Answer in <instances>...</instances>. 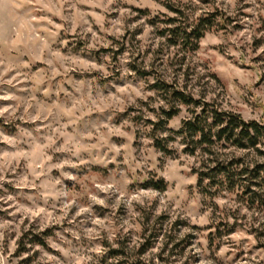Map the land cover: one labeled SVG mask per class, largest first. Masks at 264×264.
Returning a JSON list of instances; mask_svg holds the SVG:
<instances>
[{
  "label": "clouds",
  "instance_id": "9594fccd",
  "mask_svg": "<svg viewBox=\"0 0 264 264\" xmlns=\"http://www.w3.org/2000/svg\"><path fill=\"white\" fill-rule=\"evenodd\" d=\"M261 151L264 0H0V264H264Z\"/></svg>",
  "mask_w": 264,
  "mask_h": 264
},
{
  "label": "trees",
  "instance_id": "16d2710c",
  "mask_svg": "<svg viewBox=\"0 0 264 264\" xmlns=\"http://www.w3.org/2000/svg\"><path fill=\"white\" fill-rule=\"evenodd\" d=\"M174 115H176V113H173L172 115H170L168 117V119L172 118ZM243 135H248V133L246 132ZM239 146H247V145L244 144V140L241 139ZM261 155H264V151H261ZM261 173H264V165H258V171H256V174H255V177H253V180L255 181V178L259 177L261 175Z\"/></svg>",
  "mask_w": 264,
  "mask_h": 264
},
{
  "label": "rangeland",
  "instance_id": "374dc122",
  "mask_svg": "<svg viewBox=\"0 0 264 264\" xmlns=\"http://www.w3.org/2000/svg\"><path fill=\"white\" fill-rule=\"evenodd\" d=\"M140 11L143 12L144 10L141 9ZM210 47H212V46H210ZM193 98H194V97H193ZM174 117H175V115H174L172 118L168 119L169 123L171 122V120H172ZM223 227H224V222L222 221V222H221V225H220V230H221V231L223 230ZM230 234H234V232H233V233H230ZM116 251H117V250H113V252H116ZM241 255H243V253H238V254H237V261H238V264H241V262L239 261V257H240ZM109 259L111 260L112 257H110ZM104 264H109V262H108V261H105Z\"/></svg>",
  "mask_w": 264,
  "mask_h": 264
}]
</instances>
